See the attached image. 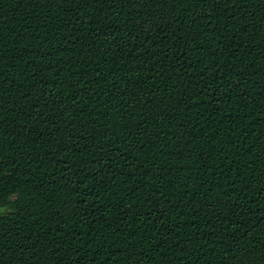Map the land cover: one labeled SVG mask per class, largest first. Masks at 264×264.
Masks as SVG:
<instances>
[{"label":"trees","instance_id":"16d2710c","mask_svg":"<svg viewBox=\"0 0 264 264\" xmlns=\"http://www.w3.org/2000/svg\"><path fill=\"white\" fill-rule=\"evenodd\" d=\"M0 264H264V0H0Z\"/></svg>","mask_w":264,"mask_h":264},{"label":"rangeland","instance_id":"374dc122","mask_svg":"<svg viewBox=\"0 0 264 264\" xmlns=\"http://www.w3.org/2000/svg\"><path fill=\"white\" fill-rule=\"evenodd\" d=\"M1 210V209H0Z\"/></svg>","mask_w":264,"mask_h":264}]
</instances>
